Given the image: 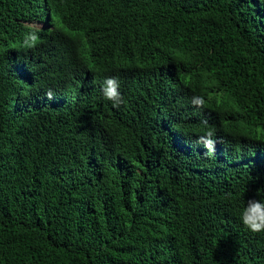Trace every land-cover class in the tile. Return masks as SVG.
I'll return each instance as SVG.
<instances>
[{"label":"trees","instance_id":"16d2710c","mask_svg":"<svg viewBox=\"0 0 264 264\" xmlns=\"http://www.w3.org/2000/svg\"><path fill=\"white\" fill-rule=\"evenodd\" d=\"M252 199L264 0H0V264H264Z\"/></svg>","mask_w":264,"mask_h":264},{"label":"clouds","instance_id":"9594fccd","mask_svg":"<svg viewBox=\"0 0 264 264\" xmlns=\"http://www.w3.org/2000/svg\"><path fill=\"white\" fill-rule=\"evenodd\" d=\"M26 28L27 31L24 33L22 47L31 50L36 48L40 42L38 33L41 31V28L35 25H26ZM119 89L120 82L117 77H106L103 80V98L110 101L114 108H119L124 103V98ZM44 95L49 101L55 98V93L51 89H48ZM191 102L197 108H203L206 104L203 96H193ZM202 124L207 130L197 138L196 144L203 145L207 150L205 155L211 156L215 153V145L217 143V140L214 138L215 132L212 128L208 127L206 119L202 121ZM240 219L244 227L252 233L264 232V201L255 199L246 201L241 211Z\"/></svg>","mask_w":264,"mask_h":264}]
</instances>
